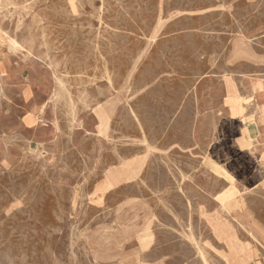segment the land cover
<instances>
[{"label": "rangeland", "instance_id": "obj_1", "mask_svg": "<svg viewBox=\"0 0 264 264\" xmlns=\"http://www.w3.org/2000/svg\"><path fill=\"white\" fill-rule=\"evenodd\" d=\"M263 4L0 0V264H229L214 226L257 170L230 128L204 165L198 126Z\"/></svg>", "mask_w": 264, "mask_h": 264}, {"label": "crops", "instance_id": "obj_2", "mask_svg": "<svg viewBox=\"0 0 264 264\" xmlns=\"http://www.w3.org/2000/svg\"><path fill=\"white\" fill-rule=\"evenodd\" d=\"M261 21L260 26L232 38L223 61L228 72L220 83L224 84V92L204 106V118L198 126L199 147L210 152L204 165L225 169L221 154L211 150L222 143L223 133L230 128L237 134L230 145L247 153L251 168L257 170L254 182L236 181L238 193L229 201L228 215L220 217L214 226V242L224 246L229 264H264V14ZM26 88L30 95L24 96L30 99L32 89L28 85L24 91ZM39 116V112L28 113L25 126L34 129ZM223 119L230 125L224 126ZM227 186L232 195L233 187L229 183ZM217 203L215 206L219 207ZM209 212L220 213L216 207Z\"/></svg>", "mask_w": 264, "mask_h": 264}, {"label": "bare ground", "instance_id": "obj_3", "mask_svg": "<svg viewBox=\"0 0 264 264\" xmlns=\"http://www.w3.org/2000/svg\"><path fill=\"white\" fill-rule=\"evenodd\" d=\"M11 43H13L14 46L17 45V43L14 42V41L11 42ZM9 50H10V49H9ZM18 51H19V50H18ZM14 52H15V51H14ZM59 81H60V80H59ZM111 83H112V82H111ZM62 85H63V84H62ZM222 86H223V85H222ZM60 89H61V88H60ZM67 92H68V91H67ZM135 92H136V91H135ZM133 93H134V90H133ZM133 93H132V94H133ZM24 94H25L26 96H29V95H30L29 88H26V90L24 91ZM248 95H249V94H248ZM248 95H247V97H248ZM69 97H70V96H69ZM56 98H58V97L56 96ZM64 99H65V98H64ZM60 101H61V100H60ZM61 102H62V101H61ZM65 102H66V100H65ZM258 102H259V101H258ZM57 103H58V102H57ZM66 103H67V102H66ZM59 104H61V103H59ZM59 104H58V105H59ZM247 105H248V104H247ZM56 108H57V106H56ZM69 110H71V108H70ZM72 111H73V110H72ZM73 113H74V112H73ZM73 113H72V114H73ZM56 114H57V113H56ZM56 114H55V115H56ZM68 114H69V113H68ZM70 114H71V113H70ZM254 114H256V113H254ZM69 116H70V115H69ZM70 117H71V116H70ZM55 118H56V117H55ZM72 118H73V117H72ZM58 119H59V118H58ZM57 122H58V121H57ZM253 122H255V121H253ZM42 125H43V124H42ZM194 125H195V124H194ZM251 126H252V125H251ZM69 127H70V126H69ZM140 127H141V126H140ZM105 128H108V124H107V123H106V125H105ZM256 128H257V127H256ZM253 129H254V128H253ZM216 130H217V129H216ZM63 132H64V131H63ZM244 132H245V130H244ZM244 132H243V133H244ZM64 133H65V132H64ZM115 134H116V133H115ZM254 134H255V133H254ZM71 135H72V133H71ZM68 136H69V135H68ZM249 136H250V135H249ZM112 137H113V136H112ZM110 139H111V138H110ZM13 140H14V139H13ZM13 140H12V141H13ZM21 141H22V140H21ZM14 143H15V142H13V144H14ZM17 146H18V145H17ZM19 148H20V147H19ZM21 148H22V147H21ZM115 149H116V148H115ZM22 150H23V149H22ZM24 151H25V149H24ZM221 169H222V168H221ZM218 170H219V168H218ZM86 172H87V171H86ZM217 172H218V171H217ZM219 172H220V171H219ZM102 173H103V172H102ZM103 174H104V173H103ZM107 174H108V172L106 173V175H107ZM218 175H219V174H218ZM83 176H84V175H83ZM82 178H83V177H81V179H82ZM78 180H79V179H78ZM83 181H84V180H83ZM90 181H91V180H90ZM235 181H236V180H235ZM88 183H89V182H88ZM83 184H84V183H83ZM78 185H79V184H78ZM87 185H88V184H87ZM112 185H113V184H109V187L111 188ZM86 187H87V186H86ZM102 188H103V189H106V188H104V186H102ZM85 189H86V188H85ZM87 191H88V190H87ZM89 193H90V192H89ZM86 195H87V194H86ZM87 196H88V195H87ZM87 196H86V197H87ZM88 197H89V196H88ZM92 197H93V196H92ZM92 197H91V198H92ZM87 199H88V198H87ZM72 200H73V199H72ZM213 200H214V199H213ZM82 203H83V202H82ZM88 203H89V202H88ZM80 204H81V203H80ZM84 204H85V203H83V205H84ZM240 204H241V203H240ZM75 205H76V204H75ZM237 205H238V204H237ZM244 205H245V204H244ZM85 206H86V205H85ZM79 207H80V206H79ZM86 207H87V206H86ZM116 207H117V206H116ZM232 207H233V206H232ZM238 207H239V205H238ZM234 208H235V207H234ZM236 208H237V207H236ZM224 209H226V208H224ZM234 210H235V209H234ZM237 210H238V209H237ZM241 210H242V209H241ZM227 211H228V210H227ZM83 212H84V211H83ZM242 212H243V211H242ZM225 216H227V215H225ZM84 217H85V216H84ZM114 220H115V219H114ZM111 222H112V221H111ZM112 224H113V222H112ZM101 227H102V226H101ZM98 229H99V228H98ZM100 229H101V228H100ZM106 229H107V228H106ZM121 229H122V228H121ZM95 230H96V229H95ZM119 230H120V229H119ZM122 230H123V229H122ZM109 231H111V230L109 229ZM130 231H131V230H130ZM95 232H96V231H95ZM123 232H124V231H123ZM102 233H103V232H102ZM105 233H106V232H105ZM108 233H109V232H108ZM108 233H107V234H108ZM114 233H115V232H114ZM118 233H119V232H118ZM109 234H110V233H109ZM125 234H126V233H125ZM125 234H124V235H125ZM145 234H146V233H145ZM68 235H69V234H68ZM90 235H91V233H90ZM94 235H95V234H94ZM108 236H109V235H108ZM108 236H107L106 238H108ZM95 237H96V236H95ZM97 237H98V236H97ZM97 237H96V238H97ZM102 237H103V236H102ZM104 237H105V236H104ZM119 237H120V236H119ZM127 237H128V236H127ZM67 240H68V239H67ZM87 240H88V239H87ZM102 240H104V239H102ZM104 241H105V240H104ZM104 241H103V242H104ZM107 241H109V240H107ZM99 242H100V241H99ZM111 242H112V240H111ZM103 244H104V243H103ZM110 244H111V243H110ZM97 245H99V243H98ZM104 245H105V244H104ZM106 246H107V244L105 245V247H106ZM101 247H102V246H101ZM107 247H108V246H107ZM99 248H100V247H98V249H99ZM108 248H109V247H108ZM101 251H102V250H101ZM101 251H100V252H101ZM108 251H109V250H108ZM110 251H111V250H110ZM101 254H102V253H101ZM103 254H105V253H103ZM96 259H97V258H96ZM101 263H102V262H101Z\"/></svg>", "mask_w": 264, "mask_h": 264}]
</instances>
